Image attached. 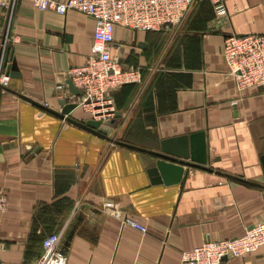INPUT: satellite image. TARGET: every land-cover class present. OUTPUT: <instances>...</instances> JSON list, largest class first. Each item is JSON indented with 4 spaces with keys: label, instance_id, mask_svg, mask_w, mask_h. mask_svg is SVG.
<instances>
[{
    "label": "crops",
    "instance_id": "crops-1",
    "mask_svg": "<svg viewBox=\"0 0 264 264\" xmlns=\"http://www.w3.org/2000/svg\"><path fill=\"white\" fill-rule=\"evenodd\" d=\"M224 4L220 16L196 3L176 33L114 28L112 56L140 75L111 93L122 117L104 139L53 113L67 93L57 87L70 92L69 70L91 52L94 20L19 3L10 47L18 77L0 93V264H33L50 234L62 235L67 264H181L182 253L264 221V87L239 92L222 55L226 35L264 33V0ZM5 26L0 10V49ZM68 116L93 119L82 107ZM196 133L205 168L153 183L150 155L138 149L190 154ZM223 264H264V247Z\"/></svg>",
    "mask_w": 264,
    "mask_h": 264
},
{
    "label": "built area",
    "instance_id": "built-area-1",
    "mask_svg": "<svg viewBox=\"0 0 264 264\" xmlns=\"http://www.w3.org/2000/svg\"><path fill=\"white\" fill-rule=\"evenodd\" d=\"M21 1H27L39 11H53L66 15L80 12L94 20V34L90 54L85 62L72 67L68 78L80 92L76 96L59 85L69 104L88 110L93 119L114 117L111 93L124 85L139 81V70L124 68L112 56L113 31L116 26L134 32H161L180 28L190 9L198 2H211L218 15H226L225 0H0V10L6 13L0 53V93L10 83V47L17 41L12 32L14 16ZM222 55L229 67L228 75L239 92L251 87H264V33L230 34L224 37ZM117 203L105 207L120 217ZM8 199L0 197V210L6 209ZM123 225L142 233L147 229L129 217L121 218ZM61 234L47 235L42 243L43 252L33 264H67L66 254L60 249ZM264 247V221L245 229L239 238L207 241L201 246L182 253L181 264H223L224 260L245 257Z\"/></svg>",
    "mask_w": 264,
    "mask_h": 264
},
{
    "label": "water",
    "instance_id": "water-1",
    "mask_svg": "<svg viewBox=\"0 0 264 264\" xmlns=\"http://www.w3.org/2000/svg\"><path fill=\"white\" fill-rule=\"evenodd\" d=\"M16 70H18L17 66L15 63H13L9 67L10 76L18 77V74L14 73V71ZM68 85L72 94L76 96L80 95V92L73 86L70 80L68 81ZM62 104L64 105V108L61 112H51L61 117L62 119L84 129H87L93 134L104 139H109L108 135L110 134L111 129L115 126L117 119L122 117V113L116 111L114 113V117L111 119H106L103 121L91 119L86 121L85 123H81L68 116L69 113L76 108V105L69 104L66 100H63ZM110 140L113 143L122 144L130 148H136L134 146H130L116 140ZM184 140L187 141V138H184ZM189 140L192 144V152L190 154L185 151L173 152L167 150L164 146L161 151L138 149L150 155L148 174L152 177L153 183H165L166 185L178 184L182 180L185 166L205 168L204 164H206L207 162V152L206 143L204 140V133L193 134L189 137Z\"/></svg>",
    "mask_w": 264,
    "mask_h": 264
},
{
    "label": "rangeland",
    "instance_id": "rangeland-1",
    "mask_svg": "<svg viewBox=\"0 0 264 264\" xmlns=\"http://www.w3.org/2000/svg\"><path fill=\"white\" fill-rule=\"evenodd\" d=\"M181 27V26H180ZM180 28H177V29H167V30H164L162 31L163 33H176L179 31ZM113 137V136H112ZM117 137V136H116ZM115 138V137H114Z\"/></svg>",
    "mask_w": 264,
    "mask_h": 264
}]
</instances>
